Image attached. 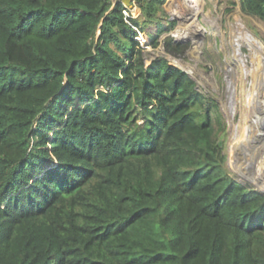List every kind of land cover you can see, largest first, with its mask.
I'll return each instance as SVG.
<instances>
[{
	"label": "trees",
	"instance_id": "16d2710c",
	"mask_svg": "<svg viewBox=\"0 0 264 264\" xmlns=\"http://www.w3.org/2000/svg\"><path fill=\"white\" fill-rule=\"evenodd\" d=\"M135 2L0 0V264H264V194L230 173L214 98L145 63L159 0Z\"/></svg>",
	"mask_w": 264,
	"mask_h": 264
},
{
	"label": "rangeland",
	"instance_id": "374dc122",
	"mask_svg": "<svg viewBox=\"0 0 264 264\" xmlns=\"http://www.w3.org/2000/svg\"><path fill=\"white\" fill-rule=\"evenodd\" d=\"M165 1L159 0L157 4V15L160 18L158 27L156 23H151L138 32L136 37L144 48L145 63L148 64L150 60L161 57L162 42L165 38L171 37L173 41H183V44L188 41L186 50L189 51H184L177 58L190 66L191 70L188 71L196 81V87L218 103L222 114L223 130L219 131L216 128L217 138L223 140V154L230 173L236 179L238 177L235 172L247 173L252 181L264 189V163L262 162L264 145L257 149L253 142L250 144L249 138L252 131L250 124L242 126L241 106L244 102L241 105V88L235 83L238 70L235 61L229 55L230 33L233 29L232 24L236 21L235 17L240 18L246 29L263 43L264 23L243 12L241 14L238 10V0H198L201 7L189 1L187 4H180V8L174 7L176 2L173 0L166 4ZM193 10L201 11L200 15L195 16ZM192 14L193 17L190 16ZM136 15L140 16L138 7ZM169 16H172V20ZM204 17L213 20L216 24L209 25ZM199 24L205 28V31H201ZM152 38L160 42L156 48L150 45ZM241 50L243 54H248L247 47L242 46ZM227 101H229V107L234 109L231 117L226 110ZM247 111H250V108H247ZM232 123L235 125L240 123L242 126L234 138L231 133ZM250 186L254 188V185L250 184Z\"/></svg>",
	"mask_w": 264,
	"mask_h": 264
},
{
	"label": "bare ground",
	"instance_id": "6f19581e",
	"mask_svg": "<svg viewBox=\"0 0 264 264\" xmlns=\"http://www.w3.org/2000/svg\"><path fill=\"white\" fill-rule=\"evenodd\" d=\"M190 1L191 3L199 5L198 0ZM193 11L195 16L201 13V11ZM206 17H204V19L209 25L210 23L214 24L213 20L207 19ZM235 18L236 21L232 24L233 29L232 33H230L229 55L235 61L238 70V72H236L237 80L235 83L239 84L241 88V105L244 102L241 106L243 116L241 123H243L242 126L247 123L250 124L252 131L249 143L252 144L253 142L254 146L258 149L259 146L264 145V43L246 29L240 18ZM242 46L247 47V55L243 54L241 50ZM178 63L186 70L190 69V66L184 61L180 60ZM227 102L228 106H226V110L231 117L234 109L229 107V101ZM247 108H250V111H247ZM240 126V123L237 125L231 124L233 138L236 136L237 131L241 129L242 126ZM262 157V162L264 163V155ZM242 174L247 176V173Z\"/></svg>",
	"mask_w": 264,
	"mask_h": 264
},
{
	"label": "water",
	"instance_id": "95a60500",
	"mask_svg": "<svg viewBox=\"0 0 264 264\" xmlns=\"http://www.w3.org/2000/svg\"><path fill=\"white\" fill-rule=\"evenodd\" d=\"M120 2L123 4V6L125 7H129L130 6V2L131 0H120ZM238 10L241 14L242 11L240 9V5H239V0H238ZM174 42L176 43H184L183 41H177V40H174ZM188 41H185V43H187ZM186 51H189V50H186ZM185 51V52H186ZM161 57L167 59L171 65L181 69L182 71H184L192 80H194V78L190 75V72L186 69H184L178 62L180 61L177 57L175 56H172L168 53L165 52L164 48L162 47V54L160 55ZM195 81V80H194ZM196 82V81H195ZM197 89H199L198 87H196ZM236 175H237V179L236 181H238L239 183H241L242 185L246 186V185H249L252 184L254 185V188L259 191L260 193L264 194V189H262L260 186H258L257 183H255L254 181L251 180V177L249 175L247 176H244L242 175V172H235Z\"/></svg>",
	"mask_w": 264,
	"mask_h": 264
},
{
	"label": "built area",
	"instance_id": "2783aa9c",
	"mask_svg": "<svg viewBox=\"0 0 264 264\" xmlns=\"http://www.w3.org/2000/svg\"><path fill=\"white\" fill-rule=\"evenodd\" d=\"M172 0H166L164 3H168V2H171ZM174 2H176V4L174 5L175 8H180V4L183 3V5L186 3H189L190 0H173ZM172 9L174 8L173 5H171ZM123 12V15H124V18H125V21L128 22V19L127 18H136V12H137V3L135 2V0H131L130 2V6L129 7H125V9L122 11ZM200 15V14H199ZM191 17H193V14L190 15ZM170 17V16H169ZM172 17V16H171ZM170 17V19H171ZM198 17V16H197ZM172 20V19H171ZM199 23V22H198ZM200 25V29L201 31H205V28L201 25ZM134 29L137 31V32H140L138 31V29L136 27H134Z\"/></svg>",
	"mask_w": 264,
	"mask_h": 264
},
{
	"label": "clouds",
	"instance_id": "9594fccd",
	"mask_svg": "<svg viewBox=\"0 0 264 264\" xmlns=\"http://www.w3.org/2000/svg\"><path fill=\"white\" fill-rule=\"evenodd\" d=\"M125 7V6H124ZM138 17V16H137Z\"/></svg>",
	"mask_w": 264,
	"mask_h": 264
},
{
	"label": "flooded vegetation",
	"instance_id": "af4514ba",
	"mask_svg": "<svg viewBox=\"0 0 264 264\" xmlns=\"http://www.w3.org/2000/svg\"><path fill=\"white\" fill-rule=\"evenodd\" d=\"M186 51V50H185Z\"/></svg>",
	"mask_w": 264,
	"mask_h": 264
}]
</instances>
